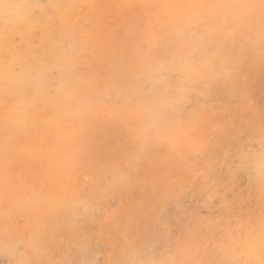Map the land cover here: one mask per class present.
<instances>
[{
  "label": "snow or ice",
  "instance_id": "snow-or-ice-1",
  "mask_svg": "<svg viewBox=\"0 0 264 264\" xmlns=\"http://www.w3.org/2000/svg\"><path fill=\"white\" fill-rule=\"evenodd\" d=\"M85 6L95 7L80 0L38 5L45 14ZM192 6L212 14L187 17L176 29L191 46L173 49L168 23L147 17L143 38L132 44L129 34L116 50L111 31L89 40L91 21L66 16L67 31L49 37L60 53L58 76L48 66L34 75L0 72V131L38 137L25 149L41 162L25 201L37 213V238L53 223L75 229L82 220L111 224L119 216L134 255L159 248L166 256L113 264H264V107L257 111L246 87L247 69L264 65V0ZM129 48L151 71L118 87L111 74ZM105 66L109 76L101 80ZM217 87L227 90V107L208 102ZM242 176L247 194L236 192ZM118 197L129 206L109 214ZM193 205L198 210L189 211ZM138 218L150 225L140 247L128 238ZM7 250L15 264H69L34 262L20 242Z\"/></svg>",
  "mask_w": 264,
  "mask_h": 264
},
{
  "label": "rangeland",
  "instance_id": "rangeland-1",
  "mask_svg": "<svg viewBox=\"0 0 264 264\" xmlns=\"http://www.w3.org/2000/svg\"><path fill=\"white\" fill-rule=\"evenodd\" d=\"M206 1L208 4L213 2V0H210L211 2L209 0ZM2 2L3 0H0V67L10 65L17 73L28 74V63L33 64L35 58L33 55L22 56L21 46H23V41L19 34L14 33L11 29V21L6 19ZM163 2H165V0L126 1V6L123 10V13L121 14L118 22L115 23V25L110 30L106 28L104 23L107 16L105 13L103 16H98V21L93 25L94 28L92 29V34H90V28H92V24L90 23L88 25L86 28L88 30L87 37L89 40H101L107 33L111 31V47L116 50H121L127 35H131L132 44L137 43L141 38H143L147 29L145 26L141 25L140 21L144 18L152 17L153 20H157L158 24L169 21V30L173 32V39L171 41L173 49L191 46L193 40L184 33L176 31V29L183 23L185 18L208 17L212 14V9L210 7L192 6L196 0H166L170 6L164 8L159 7ZM157 10L160 12L158 11V13H156ZM202 10L204 14L202 13ZM18 57L23 59L22 61L19 59L20 63L19 60H17ZM15 60L18 62H15ZM128 62L131 63V67L132 69L136 70L134 71L136 73H144L145 71L147 72V70L151 69L150 64L142 63L140 60L136 59L133 56L130 48L125 53L124 63L126 64L124 65H127ZM256 63L257 64L253 65L250 69H247V77H249L246 81V87L249 90L251 100L258 111L261 107H264V66L259 64L258 61ZM120 73V70H116L111 74L114 77L113 83L115 86H118L119 84L118 76ZM108 76L109 72L107 70V66L101 68L99 71V78L104 79ZM135 81L136 79L133 83H135ZM125 88H127V86ZM221 89L222 88L219 87L214 88L211 95L209 96L210 98L208 97V102L210 104H216L217 106L227 107L229 103V95L227 94L226 89ZM194 99L199 101V98ZM217 101L219 102L217 103ZM72 102L74 103L75 100H72ZM8 137L11 138L8 139ZM32 140H34V142H32ZM37 142L38 137L34 135L19 136L14 133L0 131V177L2 176L0 178V210L1 212L3 211L2 213L0 212V227L2 226L0 228V230H2L0 231V243L3 244H0V264H9V262L10 264H15L17 256L10 254L7 250L12 245L13 241H21L20 244L22 250L25 252L26 256L34 262L45 259H55L68 261L69 264H87L89 261L98 262V264H113L115 260H121L118 258L119 256H121L123 260L126 259L129 261H135L138 258H143L146 260L150 258L153 260L165 258L166 253L163 251V249L159 248L156 250L154 255H145L143 257L134 255L133 253L135 252V248L127 246L122 238V232L126 226L124 225V221L120 219L119 216L113 217L111 224L104 223L103 228L102 223L99 221H94L93 223V221L90 220H82L79 227L75 229L53 223L51 230L45 236L37 238L35 224L37 217L34 216L36 212L27 206L25 203L27 200L26 198L21 199L23 198L22 195L25 194L26 196V194L28 195V193L31 191L33 180L39 174L41 169L40 160L35 157L30 158L25 152V149L34 146V143ZM27 171L28 173H26ZM222 174L227 176L226 167L223 169ZM235 188L237 193L245 192V194H247V176L240 177L235 183ZM129 203L130 202L128 201L127 197L123 199L119 197L116 198L115 202L112 204V206H114L108 210L109 214L113 212V209L117 212H119V208L121 211L126 210L129 206ZM196 210L198 209L195 207V205L189 208V211ZM26 211L29 212L26 214ZM8 213L11 214L8 215ZM122 221L124 224H122ZM11 227L13 228L11 229ZM19 227H22L21 234ZM129 227L130 233L128 238H131V240L133 239L136 242V247H140L141 241H144L149 235V223L143 218H138L132 222ZM23 228L25 232L22 233ZM14 229H16L17 232H15ZM13 236L17 237L15 238ZM8 237H10V239L12 238L11 241ZM37 249H40L41 251L37 252Z\"/></svg>",
  "mask_w": 264,
  "mask_h": 264
},
{
  "label": "bare ground",
  "instance_id": "bare-ground-1",
  "mask_svg": "<svg viewBox=\"0 0 264 264\" xmlns=\"http://www.w3.org/2000/svg\"><path fill=\"white\" fill-rule=\"evenodd\" d=\"M126 1L128 2L129 0H80V2L84 5H87L89 3L94 4V8H89V7H83V8H78L72 12H66L64 9H56L54 11H51L47 14L42 13L41 9L38 7V5L41 4H47L49 3V0H3L2 6L4 10V14L6 16V19L11 21V29L13 30L14 33H18L19 36L21 37L23 41V46L22 48V56L26 55H33L35 58L34 63L29 64L28 63V75H34L37 70H39L41 67H51L54 69L53 71V77L58 76L60 73L58 71H55L56 66L59 61L60 53L59 50L55 47V45L51 42L50 34H53L55 36H59L61 33L66 32L68 28V23L65 19V17H70L71 19L75 20L77 17L83 19V18H88L91 21L92 28H90V34H92V29L94 28V24L98 21V18L100 16L105 15L106 13V18H105V26L109 30L115 25V23L118 22L121 14L123 13V10L126 6ZM210 1V0H209ZM212 1V0H211ZM210 1V2H211ZM190 2V1H189ZM207 2V1H206ZM212 3V2H211ZM161 7V6H159ZM179 7V6H178ZM182 7V6H181ZM164 8V7H163ZM162 8V9H163ZM176 8V7H175ZM159 9V8H158ZM205 9V8H204ZM168 10V9H166ZM209 10V9H208ZM159 10L156 11L158 13ZM161 11V9H160ZM159 11V12H160ZM164 12V11H163ZM165 13V12H164ZM203 13V10H202ZM201 13V14H202ZM210 13V12H208ZM151 14V13H150ZM162 14V13H161ZM204 14V13H203ZM155 15V14H154ZM158 15V14H157ZM160 15V14H159ZM99 16V17H98ZM165 16V15H164ZM157 21V20H155ZM162 22V21H161ZM169 22V21H168ZM166 22V23H168ZM108 30V31H109ZM88 30H84V35L87 37V32ZM16 38V37H15ZM186 41V40H185ZM21 58H17L19 60ZM13 60V59H12ZM15 60V62L17 61ZM23 59H21L22 61ZM18 62V61H17ZM33 62V61H32ZM257 62V61H256ZM259 62V61H258ZM20 63V60H19ZM27 64V62H26ZM126 64V63H124ZM117 69L120 70L121 73L118 76V86L120 87H128L133 85L134 80L136 77L140 74H148L150 70L145 71L144 73H136L134 69L131 67V63L128 62L127 65H124ZM257 64V63H255ZM254 64V65H255ZM260 64V62H259ZM260 66V65H259ZM264 66V65H263ZM144 67V66H143ZM258 67V66H256ZM261 67V66H260ZM254 68V67H253ZM262 68V67H261ZM256 70V69H254ZM257 71V70H256ZM0 72H3L4 74H10V73H17L12 66H4L0 67ZM119 72V71H118ZM249 77V76H248ZM103 80L102 78H100ZM117 80V77H116ZM263 80V79H261ZM261 82V81H260ZM252 84V82H251ZM250 84V85H251ZM248 86V85H247ZM252 88V87H251ZM224 90V89H221ZM250 93V92H249ZM210 98V97H209ZM220 99V98H219ZM230 99V98H229ZM72 100L74 101L73 97H69L68 99V104L73 103ZM219 101H217L218 103ZM6 138V137H5ZM31 138V137H30ZM26 139V137H25ZM35 139V138H34ZM8 140V139H7ZM30 140V139H29ZM10 142V141H9ZM34 142V140H32ZM31 142V143H32ZM36 144V143H34ZM6 145V144H5ZM28 147V146H27ZM24 151V150H23ZM22 156V155H21ZM23 158V157H22ZM2 160V159H1ZM20 160V159H19ZM3 161V160H2ZM4 162V161H3ZM41 164V162H40ZM6 166V165H5ZM36 166V165H35ZM28 168V167H27ZM15 169V168H14ZM23 169V168H22ZM26 170V169H25ZM30 170V169H29ZM19 172V171H18ZM21 172V171H20ZM28 173V171L26 172ZM1 174V173H0ZM2 177V176H1ZM0 177V178H1ZM18 177V176H16ZM15 177V178H16ZM5 179V178H3ZM23 179V178H22ZM23 181V180H22ZM19 182V181H17ZM21 182V181H20ZM20 184V183H19ZM31 186V185H30ZM16 187V185H15ZM27 187V186H26ZM20 188V187H19ZM22 188V187H21ZM9 191V190H8ZM13 192V190H12ZM24 192V190H23ZM245 193V192H244ZM12 194V193H11ZM30 195V192L28 195L25 194L22 195L23 198L21 199H27ZM1 198V197H0ZM5 198V197H4ZM19 199V198H18ZM3 201V199H2ZM7 202V201H6ZM118 202V201H117ZM4 204V203H3ZM10 206V205H9ZM25 206V205H24ZM114 206V205H113ZM111 206V207H113ZM110 207V208H111ZM196 207V206H195ZM22 208V207H21ZM117 208V207H116ZM4 210V209H3ZM26 210V209H25ZM112 210V209H111ZM114 210V209H113ZM119 212L121 209L119 208ZM1 212V210H0ZM3 212V211H2ZM1 212V213H2ZM20 212V211H19ZM29 212V211H28ZM26 211V214L28 213ZM111 212V211H110ZM11 214V213H10ZM8 213V215H10ZM111 214V213H110ZM4 215V214H3ZM19 216V215H18ZM34 216L37 217V213L34 214ZM9 217V216H7ZM20 219V218H19ZM18 220V218H17ZM19 221V220H18ZM94 223V221H93ZM101 223V222H100ZM125 223V222H124ZM122 221V224H124ZM6 224V223H5ZM22 224V222H21ZM20 224V225H21ZM104 223L102 224L103 228ZM119 225V224H117ZM125 225V224H124ZM19 226V225H18ZM126 226V225H125ZM2 227V226H1ZM0 227V228H1ZM23 227V226H22ZM20 228V234H21V228ZM109 227V226H108ZM111 227V226H110ZM120 227V226H119ZM13 227H11L12 229ZM30 228V227H29ZM10 229V228H9ZM10 229V230H11ZM110 229V228H109ZM8 230V229H5ZM9 230V231H10ZM15 232L16 229H14ZM74 230V229H73ZM2 231V230H0ZM4 231V230H3ZM8 231V232H9ZM120 231V230H119ZM7 232V233H8ZM25 232L24 228L22 230V233ZM100 232V228H99ZM6 233V234H7ZM4 234V233H2ZM11 234V233H10ZM16 234V233H15ZM19 234V233H18ZM138 234V233H137ZM115 235V234H114ZM9 236V235H8ZM12 236V235H11ZM18 236V235H17ZM16 236V237H17ZM15 237V236H13ZM15 237V238H16ZM2 238V237H1ZM7 238V235H6ZM10 239V237H8ZM13 238V239H15ZM51 238V237H50ZM119 238V237H117ZM134 238V237H133ZM7 239V240H9ZM12 239V238H11ZM10 239V241H11ZM78 239V238H77ZM131 239V238H130ZM122 240V239H121ZM133 240V239H132ZM1 241V239H0ZM6 241V240H4ZM14 242V241H13ZM21 242V241H20ZM8 243V242H7ZM6 243V244H7ZM2 244V243H0ZM3 245V244H2ZM125 246V245H124ZM126 247V246H125ZM124 247V248H125ZM86 249V248H85ZM129 250V249H128ZM41 251V250H40ZM65 251V250H64ZM164 251V250H163ZM64 253V252H63ZM69 254V253H68ZM126 254V253H125ZM134 254V253H133ZM67 255V254H66ZM65 255V256H66ZM130 255V254H129ZM58 256V255H57ZM64 256V257H65ZM119 259L123 260L121 256L118 257ZM5 259V258H4ZM134 259V258H133ZM151 259V258H150ZM132 260V258H131ZM115 261H120V260H115ZM10 264V262H9Z\"/></svg>",
  "mask_w": 264,
  "mask_h": 264
}]
</instances>
